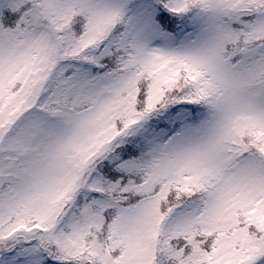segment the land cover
<instances>
[{
  "label": "snow or ice",
  "instance_id": "1",
  "mask_svg": "<svg viewBox=\"0 0 264 264\" xmlns=\"http://www.w3.org/2000/svg\"><path fill=\"white\" fill-rule=\"evenodd\" d=\"M0 264H264V0H0Z\"/></svg>",
  "mask_w": 264,
  "mask_h": 264
}]
</instances>
